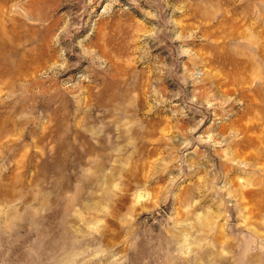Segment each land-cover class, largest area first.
<instances>
[{"label":"rangeland","instance_id":"374dc122","mask_svg":"<svg viewBox=\"0 0 264 264\" xmlns=\"http://www.w3.org/2000/svg\"><path fill=\"white\" fill-rule=\"evenodd\" d=\"M0 264H264V0H0Z\"/></svg>","mask_w":264,"mask_h":264},{"label":"bare ground","instance_id":"6f19581e","mask_svg":"<svg viewBox=\"0 0 264 264\" xmlns=\"http://www.w3.org/2000/svg\"><path fill=\"white\" fill-rule=\"evenodd\" d=\"M260 130H262V129H260Z\"/></svg>","mask_w":264,"mask_h":264}]
</instances>
